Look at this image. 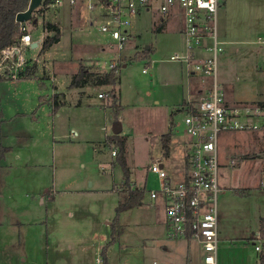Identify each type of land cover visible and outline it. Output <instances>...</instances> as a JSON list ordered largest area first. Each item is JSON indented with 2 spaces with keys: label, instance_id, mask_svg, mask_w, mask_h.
I'll return each instance as SVG.
<instances>
[{
  "label": "rangeland",
  "instance_id": "obj_1",
  "mask_svg": "<svg viewBox=\"0 0 264 264\" xmlns=\"http://www.w3.org/2000/svg\"><path fill=\"white\" fill-rule=\"evenodd\" d=\"M227 1L228 40L234 42L221 44L217 81L228 102L240 99L251 104L264 97V45L257 38H264L261 5L255 0ZM160 17L156 10L143 14L133 29L142 31L140 35L133 33L119 46L98 25H88L89 17L82 12L68 7L35 11L24 23L38 46L23 43L1 54L3 76L24 67L25 59L30 64L37 61V76L0 81V142L8 146L0 165V220L28 216L40 221V230L39 239L33 238V251L28 248L22 262L12 244L19 237L0 229V264H103V251L108 264H201L204 251L199 243L168 237L163 206L148 192L160 184L148 163L161 153L159 140L171 129V152L162 160L174 179L184 170L181 104L188 94L189 67L170 56L184 55L186 41L174 30V16L168 17L167 28L157 29ZM216 17L218 22V13ZM46 22L59 26L61 36L39 54L42 40L53 34ZM210 43L206 39L196 55H207L205 46ZM147 46L148 55L135 58ZM14 49H20L19 56ZM110 63L117 66V82L96 84V76L106 73ZM80 65L92 73L82 94L80 88L69 87L70 76ZM193 75L191 82L200 85L212 80ZM58 91L65 93L67 102L53 112L45 99ZM100 92L105 96L99 97ZM252 120L259 128L219 134L217 264H260L251 239L264 216V113ZM116 122L125 139L130 182L143 189L141 201L118 215L116 207L127 187L121 165L111 155L115 145L104 143ZM45 215L55 222L48 231ZM115 217L118 234L109 243ZM34 230L24 227L23 239L27 241Z\"/></svg>",
  "mask_w": 264,
  "mask_h": 264
},
{
  "label": "built area",
  "instance_id": "obj_2",
  "mask_svg": "<svg viewBox=\"0 0 264 264\" xmlns=\"http://www.w3.org/2000/svg\"><path fill=\"white\" fill-rule=\"evenodd\" d=\"M220 1L40 0L33 11L34 13L50 8L68 7L82 12L89 17L88 25H98L100 32L105 34L110 42H116L119 46L127 43L132 34L133 23L144 11L156 10L161 17H166L175 10L180 12V33L186 41V53L181 56L174 54L170 58L187 63L191 73L210 76L212 80L207 95L200 97L195 103L181 104L185 113L182 119L184 130L181 141L184 170L180 178H172L165 168L162 160L164 153L159 140L161 153L148 163V170L156 175L160 184L157 189L150 188L148 192L150 198L159 199L163 206L168 237H186L199 243L204 251L201 264H217L219 134L222 131L257 129L259 126L251 119L264 113V107L260 105H228L225 93L217 81V55L223 49L217 39L216 16ZM29 2L30 0L28 4ZM19 27V44H31L33 41L28 26L21 22ZM206 39L211 41L205 46L209 53L196 55L197 50L204 47ZM259 42L264 45V39L259 38ZM4 51H11V48ZM111 67H115V63H110L109 68ZM97 95L105 96L101 92ZM116 152L114 147L111 154L115 155ZM230 162L234 163L233 160ZM261 186L264 190L263 182ZM131 187H135L134 184H131ZM252 241L254 249L259 251V231L254 233Z\"/></svg>",
  "mask_w": 264,
  "mask_h": 264
},
{
  "label": "trees",
  "instance_id": "obj_3",
  "mask_svg": "<svg viewBox=\"0 0 264 264\" xmlns=\"http://www.w3.org/2000/svg\"><path fill=\"white\" fill-rule=\"evenodd\" d=\"M29 0H0V56L7 48H12L17 45H19V39H20V23L15 21V17L17 13L21 12L22 10H25V8L28 5ZM32 18V17H31ZM45 27H47L49 30L53 31L52 35L46 36L45 39L41 42V48L40 52L47 51L53 44L57 43V41L60 39V30L59 26L46 22L44 24ZM160 29V28H158ZM150 49H144L143 52L137 53L135 55V58H142L148 55ZM117 70V66L111 67L106 73L102 75L96 76V84L99 85H110L117 82V75L115 74ZM36 71V63L34 62L31 65H26L24 69L20 72H18V76L20 77H31L34 75ZM92 73L89 72L88 68L80 65L75 72L74 75H72V80L70 82V87L75 86H83L84 84L90 82L89 76H91ZM6 77L0 74V81L4 80ZM116 96L113 95V101L115 100ZM112 101V102H113ZM62 100L59 96V93H54L51 95L50 98V106L52 108V111L55 112L58 107L61 105ZM113 105V104H112ZM3 120V115L0 110V122ZM171 130L165 132L161 136V146L164 155L168 154L170 146L169 143L171 141ZM108 144H114L115 147H117V152L115 154L116 162L121 165L122 172H123V182L127 186V192L122 193L121 198L118 202V205L116 207V213H118L122 210L131 208L132 206L138 204L141 201V197L143 194V189H140L138 187H131L130 182V169L128 164H126V147H125V139L123 135L121 134H114L109 135L107 138ZM8 151V146H4L0 142V165L1 162L5 156V153ZM1 168V166H0ZM116 224H118V220L115 217L114 222L111 223V239L109 243L114 242V240L117 237L118 232L116 231ZM258 231L260 234V250L257 251V259L260 264H264V216H261L259 218V226ZM104 253V263L108 264L106 261V255Z\"/></svg>",
  "mask_w": 264,
  "mask_h": 264
},
{
  "label": "crops",
  "instance_id": "obj_4",
  "mask_svg": "<svg viewBox=\"0 0 264 264\" xmlns=\"http://www.w3.org/2000/svg\"><path fill=\"white\" fill-rule=\"evenodd\" d=\"M227 0H221L220 2H219V4H220V6H219V9H218V11H217V13H218V22H219V32H220V39H219V41L221 42V44H223V45H227V44H231L232 42H234V40L233 41H230V40H228V37L230 36V31H229V28H228V21H227V10H228V4H227ZM254 2H257V3H260V7H259V9H260V12H259V16L260 17H262V23H261V31H263L264 32V0H261L260 2L259 1H254ZM145 13H150V10L149 11H144L141 15H139L138 17H137V19H136V21L133 23V26L131 27V35H140V33L142 32H140V31H134L133 29L134 28H137V20L141 17V16H143V14H145ZM169 16H174V18H173V20H174V22L173 23H176V29H174L177 33H180V27H181V14H180V12L179 11H177V10H175L174 11V13H171V14H169L168 16H166V17H160V20L157 22V24H155V27L158 29V28H160V30L162 29V30H164L165 28H167V25H168V21H167V19H168V17ZM216 22H217V18H216ZM218 22H217V29H218ZM144 28V27H143ZM233 30H235V25L233 26ZM134 33V34H133ZM181 34V33H180ZM60 36H61V34H60ZM131 37V36H130ZM258 38V40H259V38H261V39H264L263 37H260V36H258L257 37ZM130 39V38H129ZM59 41V40H58ZM23 44V43H22ZM54 45V44H53ZM38 46V45H37ZM15 47H17V46H15ZM36 47V46H35ZM12 48H14V47H12ZM147 49H151V46H147L146 47ZM50 49V48H49ZM20 49H14V52H15V54L17 53V56H19V54H18V52H20L19 51ZM41 52L39 51V54H40ZM201 56V55H200ZM13 56H9V58H12ZM20 57L21 58H23V56H22V54L20 53ZM24 59V58H23ZM25 63H24V67L26 66V65H31L30 63H28L27 62V60L25 59ZM35 61V63H36V71H35V73H34V75L33 76H31V77H20V76H18V72H20V71H22L23 69H24V67L23 66H21L20 67V69H18V67H17V70L15 71V73L13 74V75H11V76H8V77H6V78H13V77H15V78H18V79H29V78H32V77H35L36 78V72H37V61L36 60H34ZM34 62H32V64H33ZM18 66H20V65H18ZM48 74V76H47V78H50V75H49V73H47ZM75 73H73V74H71V76H70V78L72 77V75H74ZM187 74L189 75V83L187 84V98H183V101H182V103L183 104H185V103H195L196 101H198V99L200 98V97H202L204 94L205 95H207L208 94V90H209V87H210V84H211V82L209 81V83L208 84H206L205 86L204 85H200V84H198V82L195 80H193L192 82H191V79H190V77L191 76H195V75H193V73H191L190 71H189V69H187ZM39 78H41V77H37V79H39ZM5 80V79H4ZM71 80H72V78H71ZM71 82V81H70ZM89 83L90 82H88V83H86V84H84L83 86H75L76 88H80L81 89V91H80V94H82V93H84V91H83V88H86L88 85H89ZM202 84H204V83H202ZM69 87H70V84H69ZM75 87H70V88H75ZM223 91V90H222ZM224 92V91H223ZM55 93H59V96H60V98H61V100H62V103H61V105H63V104H65L66 102H67V100H66V96H65V93L64 92H55ZM225 93V92H224ZM192 95H197L198 97H197V99H193V97H192ZM204 95V96H205ZM226 95V94H225ZM118 96V95H117ZM50 98H51V96L50 97H48L47 99H45V101H47L49 104H50ZM225 98H226V96H225ZM228 98H226V101H227V103H228V105H230L231 107H233L234 105H260V106H263L264 107V97H259V98H256V99H254V100H251V101H253V102H251V104L249 103V104H245V102L244 101H241L240 99L238 100V99H236V100H232L231 102L229 101L228 102V100H227ZM244 102V103H243ZM81 103V100H79L78 101V103L77 104H80ZM60 105V106H61ZM118 108V107H117ZM117 113H118V110H117ZM120 113V112H119ZM117 115H119V114H117ZM261 115H263V114H261ZM258 116V115H257ZM257 116H255V117H257ZM254 117H252V119H253ZM251 119V120H252ZM253 121V120H252ZM254 122V121H253ZM122 129V128H121ZM122 134H123V132H122ZM173 135V134H172ZM172 135H171V138H172ZM109 135H107L106 136V138L104 139V143H106V144H108L107 143V137H108ZM171 142V141H170ZM110 145V144H109ZM112 145V144H111ZM113 149V148H112ZM112 152V151H111ZM170 152H171V146H170V149H169V152H168V154H165L164 155V158L166 157V156H168L169 154H170ZM112 155V154H111ZM181 175V174H180ZM132 184H134V183H132ZM0 198H3V195L0 193ZM2 210L0 209V212H1ZM45 223H44V227H45V230L46 231H48V230H51L52 228H53V226L55 225V222H53V221H50L49 219H48V217L45 215ZM41 222H43V220H41ZM39 223H40V221H30V220H28V216H26V218L24 219H19V217L17 218V217H15V218H11L9 221H7V220H0V229L2 230H4V232H6L7 230H10V231H12L15 235H17L19 238H18V240H15V241H13L12 242V244L14 245V247H16V250H17V252H16V257H19V259L21 260L22 258V262H24V261H26V251H27V249L28 248H31V252L33 251V249H34V244H33V238H34V240H38L39 239V228H38V225H39ZM11 225V226H10ZM33 226V227H35V230H34V233H28V235L26 236V238L27 237H29L28 239H27V241H28V244H27V241L25 240V239H23V238H25L24 237V234H22L21 235V230L25 227H28V226ZM258 226H259V221H258ZM258 226H257V229L255 230V232L254 233H256L257 231H258ZM253 237H254V235H253ZM252 237V238H253ZM30 238H32L31 240H30ZM23 239V240H22ZM252 240V239H251ZM54 241V240H53ZM26 242V243H25ZM46 242H47V240H46ZM56 241H54V244L56 245ZM46 245H48L47 247H49V245H52L51 243H46ZM24 256H25V258H24ZM11 259L13 258V257H10ZM49 258V255L48 254H45V261L47 262V259ZM7 259V258H6ZM38 259V258H37ZM6 261V260H5ZM35 263H37V261L35 262Z\"/></svg>",
  "mask_w": 264,
  "mask_h": 264
},
{
  "label": "water",
  "instance_id": "obj_5",
  "mask_svg": "<svg viewBox=\"0 0 264 264\" xmlns=\"http://www.w3.org/2000/svg\"><path fill=\"white\" fill-rule=\"evenodd\" d=\"M40 0H30L26 10H22L21 12L17 13L15 17V21L18 23L24 22L29 20L32 17V13L35 8L38 6ZM34 47L38 44L36 42L31 43ZM112 130L114 134H120L122 132L120 123L116 122L112 126Z\"/></svg>",
  "mask_w": 264,
  "mask_h": 264
}]
</instances>
